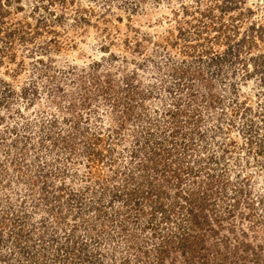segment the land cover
I'll return each instance as SVG.
<instances>
[{
  "label": "rangeland",
  "instance_id": "374dc122",
  "mask_svg": "<svg viewBox=\"0 0 264 264\" xmlns=\"http://www.w3.org/2000/svg\"><path fill=\"white\" fill-rule=\"evenodd\" d=\"M177 124L174 156L199 171L215 154L228 196L248 190L227 221H260L259 250L264 0H0V264L134 263L126 195L164 182L151 163ZM139 222L131 243L154 248Z\"/></svg>",
  "mask_w": 264,
  "mask_h": 264
},
{
  "label": "trees",
  "instance_id": "16d2710c",
  "mask_svg": "<svg viewBox=\"0 0 264 264\" xmlns=\"http://www.w3.org/2000/svg\"><path fill=\"white\" fill-rule=\"evenodd\" d=\"M211 26L208 25V28ZM178 129L180 130V125L173 131L172 141H169V143H175L168 145L169 148L167 144L165 145L166 156L169 158L164 159L162 167L159 166V162L151 163L154 166V172L163 171L164 182L157 183L148 177L147 190H141V186H145L143 180L146 176L143 175L139 186L126 195V203L132 207L125 211L128 218L122 219L121 232L129 233L128 237L123 235L127 237V240L130 239L128 248L133 249L132 253L135 251L136 253H134V263L130 255H124L119 264H264V251H261L264 238L261 239L259 250H256L251 241L246 239L250 235L249 229L256 232L258 228L256 222L260 223V221L256 219L254 222L250 221L248 228L241 227V232H238V225L227 221L236 216V211L240 208L241 201L248 190L241 185L234 186V190L230 191L233 193L231 196L233 206L232 203L226 205L225 200L231 198L228 196V191L233 182L229 177L218 175L216 170L211 171V164L217 162L215 161L217 155L211 154L206 163L209 166L204 164L199 171L198 169L196 171L194 163H192L193 166H187L182 159L183 155L174 156L175 150H178L177 152L181 150L180 145L187 144L183 143L184 141H178L176 137ZM173 156L176 158H172ZM196 161L199 162L200 159ZM205 170L207 175L195 178L198 172L202 175ZM190 177L195 178L193 180V183H196L195 187L191 185L185 187ZM170 185L172 186L169 187ZM172 187L176 189L173 193L169 190ZM118 194L116 193V196L120 197L121 195ZM131 221L149 222L148 225H142V229L150 227L153 230L152 240L153 238L156 240L154 248L145 246L143 243L137 246L131 243V239L137 234L135 231H127ZM261 225L264 228L263 222ZM232 235L236 236L237 239L234 238L236 243H233ZM251 247L254 248L255 258L249 259L250 254H243L242 257L246 258L245 263L230 260L233 255H238L239 249L248 251ZM97 254L98 252L91 256L94 264L100 260Z\"/></svg>",
  "mask_w": 264,
  "mask_h": 264
}]
</instances>
